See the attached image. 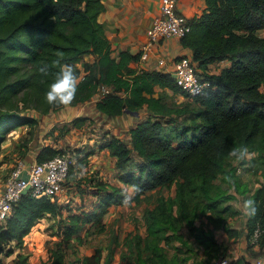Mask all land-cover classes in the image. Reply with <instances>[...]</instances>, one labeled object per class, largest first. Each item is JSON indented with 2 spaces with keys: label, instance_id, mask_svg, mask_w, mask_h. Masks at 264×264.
Returning <instances> with one entry per match:
<instances>
[{
  "label": "trees",
  "instance_id": "obj_1",
  "mask_svg": "<svg viewBox=\"0 0 264 264\" xmlns=\"http://www.w3.org/2000/svg\"><path fill=\"white\" fill-rule=\"evenodd\" d=\"M202 12L191 19L190 29L180 36L181 43L192 49V59L199 73L210 79L200 92L187 94L174 76L164 70H135L128 65L134 57L122 49L112 55L109 39L99 14L105 9L103 0H0V152L8 134L19 125H35L38 119L25 110L45 113L59 106L48 105L45 93L58 69L48 76L37 72L38 66L51 64L62 52V63L73 67L75 74L85 69L79 79L76 98L85 100L93 95L98 83L110 86L96 101L99 110L119 114L126 109H139L146 104L150 113L129 131V142L116 135L105 138L98 148H107L115 157L117 177L133 188L130 196L123 186L108 184L97 175L88 177L97 204L91 210L73 211L60 218L62 233L55 246L49 248L48 260L41 264H71L66 262L64 242L91 220L100 221L103 213L126 197L135 202L152 203L144 212L146 234L137 235L138 264H176L167 257L161 240L164 234L178 236L181 221L193 223L199 211L210 208L217 212L231 208L225 203L236 198L234 192L217 183L233 173L225 160L233 149L261 154L264 176V0H205ZM96 54L93 61L82 60L84 53ZM230 63L219 72L206 70L208 63L221 59ZM155 85L161 87L156 94ZM164 87L184 93L185 100L169 104ZM75 118L85 119L79 115ZM65 147L45 144L36 160L63 151ZM74 162L69 165L68 178L85 166L94 149H70ZM1 158V157H0ZM175 187L173 195L160 192L161 187ZM237 187V186H236ZM235 187V189H237ZM221 188V189H220ZM83 190V188L81 187ZM244 189V188H243ZM147 190L151 192L146 193ZM250 199L256 202L257 213L245 219L246 253L232 264H250L264 257V180L254 188ZM69 203L59 204L45 195L24 192L13 203L12 210L0 226V252L13 251L10 241L19 245L46 215H60ZM230 211V210H229ZM259 226L253 248L250 236ZM229 235L238 229L224 224ZM196 239L205 247L214 243L211 229L196 227ZM115 236V235H114ZM142 252H145L142 254ZM28 264L25 254H18ZM101 251L85 255V264H108L112 260V245H108L103 262ZM195 264V262H191ZM231 261L228 260L227 264ZM0 264H4L0 258ZM216 264V263H215Z\"/></svg>",
  "mask_w": 264,
  "mask_h": 264
},
{
  "label": "rangeland",
  "instance_id": "obj_2",
  "mask_svg": "<svg viewBox=\"0 0 264 264\" xmlns=\"http://www.w3.org/2000/svg\"><path fill=\"white\" fill-rule=\"evenodd\" d=\"M160 89H157V93ZM163 89L166 93L164 99L169 104H180L186 98L184 93L174 92L172 89L165 87ZM138 111L140 112L134 113L136 121L147 116L140 108ZM132 114L133 112L128 110L127 112L116 114L110 124L104 121L98 122L94 120V117L86 118V116L85 119L63 120L46 127V129L40 127L38 125L39 122L32 127L31 125L30 127L29 125H23L22 128L19 127L9 133L7 141L2 143V151H6V148H9L10 151L7 155H3V158H6L8 162L4 161L5 165L0 167V175L4 177L6 171L17 158H22L26 163H28L27 161H34L33 158V160L28 158L26 155L27 151L29 150V157H32V150L35 149L39 140L42 139H44L43 141L56 140L63 143L59 147L94 149L95 152L90 155L91 165L93 166V163H96L95 165L102 167L109 160L110 154L107 148H98V144L111 135H116L129 142L127 135L130 122L128 119H132ZM116 117L118 120H116ZM124 121L126 124H124ZM31 133L32 135H30ZM261 160V154L258 155L254 151H247L243 158L231 155L227 158V161L225 160V166L228 169H231L232 165L235 166L233 167V173L223 179L221 176L218 177L217 183L236 195V198H231L225 202L229 203L231 208L220 213L216 209L206 208L197 213L193 223L181 221L177 230L181 234V238L178 236L169 237L164 234L161 245L167 257L174 256L178 261L176 264H192L191 262L193 261L195 264H215L216 261L222 260L223 257H227L231 261V257L238 254L239 244L242 243V238L246 237V216L243 215L240 209L243 201L250 199V194L254 188L264 180V176L261 173ZM103 169L104 172H107L106 167ZM94 171L95 168H93L92 172ZM97 174L98 172L96 171ZM106 174V181L117 182L114 179L115 177L118 178L116 172L115 174L113 173L114 175ZM123 189L128 196L133 191L128 186H123ZM77 191L83 192L84 190L78 187ZM148 192H151V190L146 191V193ZM160 192L165 195H173L175 187H161ZM81 194L79 193V195ZM71 201L69 203V211L64 207L63 213L60 215H46L39 219L35 223L33 230L31 229L30 233L25 235V241L23 240L19 245L16 244V240L10 241L9 245L12 246L13 251L9 253L0 252V258L4 264H23L18 256L19 253L26 255L28 264H41L43 261L48 260L49 248L55 246L56 242L62 238V233L58 227L59 219H65V216L69 213L79 211L83 205V198L80 197L78 200L77 194H74ZM90 205L92 206V204ZM150 206H152L150 202L145 200L135 202L129 197H127V202L125 199L122 203L113 204L110 209L103 213L100 221L91 220L86 222L67 242H64L63 249L66 262L85 264L84 256L93 253L97 248L101 251L100 262H103L108 245H112V260L108 264H138L136 261L139 251L136 244L137 235L144 236L146 234L144 212ZM224 224L238 229L239 233L229 235L224 228ZM196 227L198 229L199 227L211 229L214 243L205 247L204 244L197 240L195 235L198 230ZM144 253L142 252V254ZM142 264L154 263L144 262ZM168 264H172V261Z\"/></svg>",
  "mask_w": 264,
  "mask_h": 264
},
{
  "label": "crops",
  "instance_id": "obj_3",
  "mask_svg": "<svg viewBox=\"0 0 264 264\" xmlns=\"http://www.w3.org/2000/svg\"><path fill=\"white\" fill-rule=\"evenodd\" d=\"M103 1L105 4V9L99 14V19L103 22L105 34L110 42L111 53L112 55L118 57V53L120 50L128 49V51L134 54V57L131 58L128 62V65L130 67L134 68L137 71L142 69H158V70L168 71L172 74V69L175 59L180 54H188L192 56V49L189 46L183 45L181 43L180 37L178 36H168L161 38L159 42L155 45V47L152 49V51H150V53L146 57L141 56L140 48L146 37V29L151 23L154 16H156L160 12V0H103ZM205 5H206L205 0H177L178 11L186 14L190 18H193L194 16L200 14L202 10L205 8ZM257 33L259 35H264V27L259 28L257 30ZM159 57H163L165 59V66L163 68L158 63ZM81 58L82 60L93 61L96 58V54L87 52L84 53ZM229 63L230 60L227 58L210 62L208 63L206 70L214 73L219 72L222 67L228 65ZM216 65L218 66L216 67ZM261 87L264 89V84L261 85ZM158 88L161 87L159 85H155L156 94ZM165 88L170 89L169 87H165ZM97 100L98 98L96 97L95 93H93L91 97L85 100L72 102L67 107L59 106L55 109H50L45 113H41L33 108L26 109L25 111L28 114L35 116L38 119L39 122L38 125L40 127H43L44 129H46V127L48 126L54 125L57 122L67 119H73L79 115H83L85 117L87 116L86 118L94 117L95 121L96 120L98 122L104 121L107 124H110V122H113L114 115L116 114L105 113L99 110L96 106ZM140 110H143V112L146 113V115L150 113V110L146 106V104L142 105L140 107ZM123 112H127V110ZM138 112L140 111H138L137 109L136 114ZM134 116L136 115L133 113L131 115L132 119H128V121L130 122V126H129L130 128L133 127L138 122L134 119ZM116 120H118L117 117ZM124 124H126L125 121ZM19 127L22 128L23 125H19ZM27 128L29 129L28 126ZM32 133L30 135H32ZM127 136L129 137V133ZM43 140L44 139L39 140V143L37 144L35 149L32 150V157H29L30 153H28L29 150L27 148L28 151L26 150L27 151L26 155L28 156L29 159L36 160L38 151L45 144H49L53 147H59L61 144H63L56 140H52L50 142ZM5 150L6 151L0 152V157H1L0 167L5 165L4 161L8 162L6 158H3V155H7L10 149L6 148ZM90 155L88 158V163L85 166L76 169L74 179L70 180L71 182L70 184L74 189L77 190L78 187H82L84 190L83 192L76 191L77 199L79 200L80 197L83 198V205L80 210L82 209L91 210L97 204L96 194L91 192L89 188L91 184L89 183L88 177L92 174L96 175V171H97L98 172L97 176L100 175L101 179L103 181H106L105 179L107 177L106 173L115 174L117 170L114 165L115 157L110 155L109 160L106 163H104L105 165L100 167V165H95L96 163H93L94 164L93 166L91 165L92 161H90L91 160ZM27 162H28L27 164H29L33 161L30 162L27 161ZM104 167L107 168V172L106 171L104 172L103 169ZM93 168H95L94 172H92ZM114 179L117 180L116 182L117 184H120L124 187L128 186L130 189L132 188L131 185L123 183L118 178L115 177ZM2 180L3 177H1L0 175V185L2 183ZM106 182L108 183L106 187L109 188L110 187L109 183H113L114 181L108 180ZM79 193L82 194L79 195ZM90 204H92V206ZM112 206L113 205H111L109 209ZM252 247L257 249L258 243H254ZM243 255L245 257H248L246 253V237L242 238V243L239 244L238 254L231 257L230 264L236 262V260H238L239 257H242Z\"/></svg>",
  "mask_w": 264,
  "mask_h": 264
},
{
  "label": "built area",
  "instance_id": "obj_4",
  "mask_svg": "<svg viewBox=\"0 0 264 264\" xmlns=\"http://www.w3.org/2000/svg\"><path fill=\"white\" fill-rule=\"evenodd\" d=\"M191 19L186 14L178 11L177 0H160V12L154 16L146 29V37L143 41L140 54L146 57L155 47L159 40L168 36H182L191 27ZM159 65L165 66V59L158 58ZM81 68L78 78L84 76L85 69L81 60L77 62ZM172 75L176 83L187 94L200 92L210 84V79L199 73L196 62L188 54H180L174 62ZM109 85L98 83L95 95L100 99L106 92L110 91ZM74 162V157L69 147L42 160H34L27 164L22 158H17L6 171L0 185V226L10 214L13 203L24 192L33 195H45L59 204L71 203L76 189L71 186L68 178L69 165ZM27 187L25 191L23 189ZM91 190V189H90ZM259 234L257 226L250 242L255 243ZM227 257L216 261V264H227ZM250 264H264V257L254 258Z\"/></svg>",
  "mask_w": 264,
  "mask_h": 264
},
{
  "label": "clouds",
  "instance_id": "obj_5",
  "mask_svg": "<svg viewBox=\"0 0 264 264\" xmlns=\"http://www.w3.org/2000/svg\"><path fill=\"white\" fill-rule=\"evenodd\" d=\"M57 59L51 61V64H42L38 66L37 72L43 76H48L51 69H58L55 72V79L50 83L45 93V101L48 105L69 106L76 98L79 78L75 74L73 67L69 64L62 63L64 54L56 53ZM247 153V149H233L230 153L232 156L243 158ZM127 202V197H126ZM244 216L253 217L257 213L256 202L252 199L243 201L240 209Z\"/></svg>",
  "mask_w": 264,
  "mask_h": 264
},
{
  "label": "water",
  "instance_id": "obj_6",
  "mask_svg": "<svg viewBox=\"0 0 264 264\" xmlns=\"http://www.w3.org/2000/svg\"><path fill=\"white\" fill-rule=\"evenodd\" d=\"M126 110L131 111V112H133V113H136V112H137L136 109H126ZM26 189H27V187H25V188L23 189V191H25Z\"/></svg>",
  "mask_w": 264,
  "mask_h": 264
}]
</instances>
